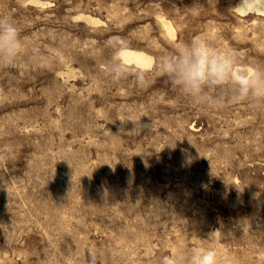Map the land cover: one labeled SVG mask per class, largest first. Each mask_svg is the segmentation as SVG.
<instances>
[{
	"label": "rangeland",
	"instance_id": "1",
	"mask_svg": "<svg viewBox=\"0 0 264 264\" xmlns=\"http://www.w3.org/2000/svg\"><path fill=\"white\" fill-rule=\"evenodd\" d=\"M239 1L0 0L26 44L0 67V264H191L221 245L219 264H264V97L226 83L223 105L197 103L159 62L199 36L238 53L233 80L264 73V16ZM113 37L151 65L114 78Z\"/></svg>",
	"mask_w": 264,
	"mask_h": 264
},
{
	"label": "clouds",
	"instance_id": "2",
	"mask_svg": "<svg viewBox=\"0 0 264 264\" xmlns=\"http://www.w3.org/2000/svg\"><path fill=\"white\" fill-rule=\"evenodd\" d=\"M229 12L237 15L264 16V0H240L239 4L229 8ZM112 39L119 48L113 55L110 71L113 77L118 79L127 71V65L131 63L130 57L142 54L132 52L124 38ZM25 49V38L21 36L15 20L8 16L0 17V67L13 66ZM237 56L238 53L213 46L197 36L191 41L180 43L174 51L164 53L159 62L183 93L197 103L208 106L223 105L225 98L222 95L210 94L209 90L226 83L235 84L236 92L230 98L232 101H240L249 96L264 97V73L253 69L256 76L252 80H249L246 74L240 73H237L239 79L233 80L232 73L238 67ZM254 80L259 81L255 86ZM214 236L215 233L211 234L208 240ZM226 251L222 245L196 247L191 250L190 262L219 264L220 255ZM65 260L66 264H75L71 254ZM165 264H177V261L174 258H166Z\"/></svg>",
	"mask_w": 264,
	"mask_h": 264
},
{
	"label": "bare ground",
	"instance_id": "3",
	"mask_svg": "<svg viewBox=\"0 0 264 264\" xmlns=\"http://www.w3.org/2000/svg\"><path fill=\"white\" fill-rule=\"evenodd\" d=\"M239 2L237 4H239ZM241 16H243V15H241ZM259 16H261V15H259ZM169 29H171V28H169ZM130 50L134 53L142 54V55L130 57L131 62L135 63L136 65H138L140 67H146L147 65H151L152 59L146 53H143L141 51L134 50V49H130Z\"/></svg>",
	"mask_w": 264,
	"mask_h": 264
}]
</instances>
